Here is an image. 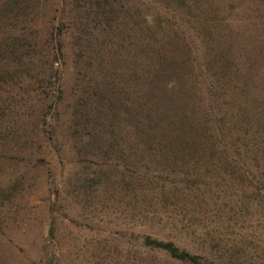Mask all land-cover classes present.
Masks as SVG:
<instances>
[{
  "label": "rangeland",
  "instance_id": "rangeland-1",
  "mask_svg": "<svg viewBox=\"0 0 264 264\" xmlns=\"http://www.w3.org/2000/svg\"><path fill=\"white\" fill-rule=\"evenodd\" d=\"M7 3L0 264H188L147 237L264 264V0ZM207 119L228 172L189 143Z\"/></svg>",
  "mask_w": 264,
  "mask_h": 264
},
{
  "label": "trees",
  "instance_id": "trees-1",
  "mask_svg": "<svg viewBox=\"0 0 264 264\" xmlns=\"http://www.w3.org/2000/svg\"><path fill=\"white\" fill-rule=\"evenodd\" d=\"M7 1H8L7 6L15 2V0H7ZM18 44L20 47L19 41H18ZM157 61L163 66H165V64L168 62L167 59L165 58V55L158 57ZM181 77L182 76L178 75V71L176 68L168 69V71L165 72V76H161V79H160V81H162L161 88H164V90L168 94L169 92H171V99H174L175 97L178 96L181 100H186L187 93H184L185 87L181 86V82H182ZM149 82H152V79H149ZM188 120L189 119L187 118L185 119V121H188ZM209 120L210 119H207L206 122L208 123L203 124L200 127H198V125H192L189 122L190 129L188 130V133L191 137L190 138L191 141L189 143L191 145L193 144V147L197 145V147L200 148L199 146H201L204 154L212 153L213 157H220L221 164H224V166L226 167L225 171L228 172L230 170L229 167H231L230 166L231 161L229 159L230 158V144L228 142V138L225 135L215 136L213 133L214 128L212 127V125L209 124ZM187 124L188 122H184L183 126L186 127ZM184 131L187 132V128H184ZM198 134H199L198 139H204V142L203 141L200 142L202 143L201 145H198L197 142H195L196 136ZM220 161H218L217 163L220 164ZM207 235H208V238L205 239L206 241L204 242L205 243L204 247L209 246L213 242H216L215 236H213L210 233H208ZM207 242H208V245H207ZM145 244L153 248L162 250L168 253L171 257L177 260L186 262L188 264H248V258L243 254L244 252L243 250H240L238 254L235 255L234 254L235 252H233L230 249V247H228L229 249H227L226 251L228 254L230 253L231 256L229 258H226V260L219 261V260H214V259L209 260L207 254L206 255L205 254H191L189 251L181 248L173 241H164V240H158V239H153L151 237H147L145 240ZM202 253H205V252H202Z\"/></svg>",
  "mask_w": 264,
  "mask_h": 264
}]
</instances>
